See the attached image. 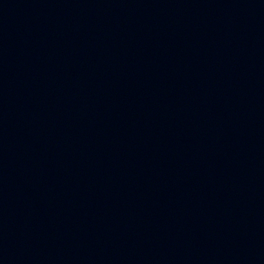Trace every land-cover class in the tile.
Listing matches in <instances>:
<instances>
[{
    "label": "water",
    "instance_id": "water-1",
    "mask_svg": "<svg viewBox=\"0 0 264 264\" xmlns=\"http://www.w3.org/2000/svg\"><path fill=\"white\" fill-rule=\"evenodd\" d=\"M0 264H264V0H0Z\"/></svg>",
    "mask_w": 264,
    "mask_h": 264
}]
</instances>
